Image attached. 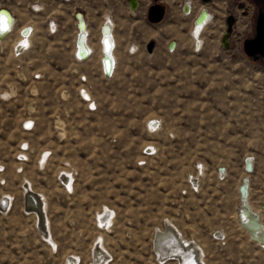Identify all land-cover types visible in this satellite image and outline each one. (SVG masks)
I'll list each match as a JSON object with an SVG mask.
<instances>
[{"label":"rangeland","instance_id":"374dc122","mask_svg":"<svg viewBox=\"0 0 264 264\" xmlns=\"http://www.w3.org/2000/svg\"><path fill=\"white\" fill-rule=\"evenodd\" d=\"M116 1L0 0L34 27L20 55L15 39L0 42V264H92L95 248L105 264H178L156 254L165 226L199 247L205 264H264V243L236 221L247 176L264 223V63L242 51L255 4L191 0L187 13L186 0H161L159 45L126 53L104 78L97 55L74 61L73 16L94 27L104 14L94 8ZM201 9L213 17L195 48L189 33ZM143 10L121 13V28L144 24ZM228 14L235 23L223 49ZM24 186L42 202L45 236Z\"/></svg>","mask_w":264,"mask_h":264},{"label":"bare ground","instance_id":"6f19581e","mask_svg":"<svg viewBox=\"0 0 264 264\" xmlns=\"http://www.w3.org/2000/svg\"><path fill=\"white\" fill-rule=\"evenodd\" d=\"M190 1L191 0H186L185 3L189 6L188 8L191 11L192 4ZM40 10H41L40 7L33 9V11L35 12H38ZM201 10L198 12L196 18L194 19L193 25L189 33L190 38L192 42L194 43L195 48H198L200 45L201 34L203 33L205 24L209 20L211 23V20L213 17L212 13L211 15L207 16L206 11H204L201 17H199ZM80 18L83 20L82 16H80ZM107 22H110V24L108 23L106 24L105 27H107V29L104 28L103 32L109 34L111 31L110 25H112V22L110 20H107ZM82 24L84 25H82L81 29L82 30L85 29L86 31L84 20ZM102 25L103 24L100 25L99 29L101 28ZM84 26L85 28L83 29ZM1 27H2V22H0V28ZM83 32L79 33L78 36H81V37H78V39L80 40L81 42L80 44L83 46V49H84L85 45H84L83 40H84L85 34ZM22 41H26V45H22L21 44ZM75 41H76V37H75ZM0 42H1V38H0ZM28 42L29 40L19 39L13 44V47L16 48V51L20 52L23 48H26L27 46H29ZM98 45H99V52H100V57H99L100 69L101 68L106 69L105 74L106 75L111 74V77H112L113 72H115V69L112 70L111 72L112 63L116 62L114 58V50H113V53L110 55V57L107 56L108 60L107 59L103 60V55H104V52H106L107 50L109 51L108 48L113 45V42L111 38H108L106 44L104 42L102 44L98 43ZM132 47L134 50H137V47L135 46H132ZM252 168H253V161L251 159H247L244 163V171L246 173H249L252 171ZM244 178H245L244 184L247 186V188L245 189L246 193L243 194L244 195L243 204L245 207H242L240 205L242 192L239 191V188L243 184L241 183L238 186L239 206L236 211V221L238 225L244 230V232L248 234L249 238L252 241L258 244H263L264 243V223L261 221L260 211L254 209V207L249 202V198H248L249 197V182H248L249 179H247V176L246 177L244 176ZM24 189H25V194H24L25 208L28 211L34 212L36 214L37 228L39 232L41 233V235L45 236L46 222L44 221V212L42 209L43 208L42 202L40 201V198L36 194L32 193L31 190H29L28 187L24 186ZM157 233H159V236L157 238V241L154 244V248H155L156 254L159 259H161L162 257H166L167 255L175 253L178 257V264H205V262L202 260V253H203L202 250L199 247H197L193 242H190L186 240L185 238H182L179 235V233L176 232V230L172 229L171 227H167V229L164 232H161V233L157 232ZM217 235H219V233H217ZM47 238L50 241L49 237ZM93 254H94V257H93L92 264H105L106 263L107 256L105 255L104 251L98 248H95ZM69 263L75 264L73 260H69Z\"/></svg>","mask_w":264,"mask_h":264},{"label":"crops","instance_id":"0c3cea01","mask_svg":"<svg viewBox=\"0 0 264 264\" xmlns=\"http://www.w3.org/2000/svg\"><path fill=\"white\" fill-rule=\"evenodd\" d=\"M126 1L127 0L116 1L118 4L113 5L114 8L112 7V5H108V6L106 5V7L105 6H103V7L102 6H96L94 8V10H103L104 14L101 16L100 22H97V24H95L94 27H91V25L89 24L90 22L88 21V19L84 15L82 17V18H84V23L86 25V31H89L88 32V38H89L90 45H92L96 51L97 60H99V57H100L99 46H98L99 27L101 24H103V25L107 24V23L110 24V22H107L108 18H110L112 20V23H113L112 25H110V27H111L112 42L114 44V58L116 60V63L126 53H128L130 55L136 54V53H141L142 51L147 53L146 52V46L149 42H153V51L155 50L156 46L159 45V42H157V38H156V35L158 34V30L153 29V26L156 24H150L145 20H144V24H143V22L141 20L142 18H141V19H139V21H137V22H140V25H138V26L137 25L136 26L130 25L128 27L127 31H125L123 28H121V24L119 22V16H121V13L134 15L135 13L142 11L143 10L142 8H144V10H147V6H148V5H146L144 7L141 0H137L139 3L138 9L135 12H131L127 6ZM210 2H211V0H210ZM207 4H209V3H207ZM107 7H108V9H107ZM5 8L8 10V12L10 13L11 16H13L17 19L18 24L24 23L25 18L20 17L14 9H11L9 7H5ZM144 10H143V12H144ZM205 11H206V13H209L208 10L205 9ZM187 13H189V12H187ZM47 19H50V17L48 15H46L44 17V21H46ZM54 19L57 21L60 20L58 17H56ZM105 28L107 29V27H105ZM73 33H75V36L73 38V41L69 43L70 44L69 49H70L71 54L73 53L75 37L77 38V30L75 27V23L73 26ZM79 37H81V36H79ZM169 42H167V44H166L167 47H168ZM132 45L137 47V50H136V52L130 53L128 49ZM160 46H162V44Z\"/></svg>","mask_w":264,"mask_h":264},{"label":"water","instance_id":"95a60500","mask_svg":"<svg viewBox=\"0 0 264 264\" xmlns=\"http://www.w3.org/2000/svg\"><path fill=\"white\" fill-rule=\"evenodd\" d=\"M153 4L149 5L146 10V21L150 24H158L164 19L166 8L163 4L158 2V0H152ZM203 4H207L210 0H201ZM128 8L131 12H135L138 9L139 3L137 0H127ZM184 12H188L189 8L187 4H184ZM205 10H201L200 16L203 14ZM80 18V17H79ZM82 20L80 18V28H82ZM234 25V16L228 14L225 18V29L222 32L219 38V45L223 49H228L230 47V36L233 30ZM84 28V27H83ZM176 45L175 41H170L168 43V49L174 50ZM242 51L246 57L250 58L253 61H256L260 56L264 58V13L259 11L256 16L255 20V34L252 38L245 39L242 44ZM146 52L148 54H152L153 52V42H149L146 46ZM222 170V169H220ZM245 180L243 181L242 186H240L239 191L242 192L240 205L245 207L243 204V197L246 193L245 189L247 186L244 184ZM169 226H165L164 230L167 229ZM159 233H155L154 243L157 241ZM176 254H170L164 257L167 258H174ZM94 257V254H93Z\"/></svg>","mask_w":264,"mask_h":264},{"label":"built area","instance_id":"2783aa9c","mask_svg":"<svg viewBox=\"0 0 264 264\" xmlns=\"http://www.w3.org/2000/svg\"><path fill=\"white\" fill-rule=\"evenodd\" d=\"M33 9L34 8H32V11H33ZM8 13L9 12L5 7H0V22H2V27L0 28L1 41L13 38V39H15L14 43L16 41H18L19 39L29 40V42H30V39L32 38L33 33H34V27L31 25L28 26L25 24H18L17 19L15 17L11 16L10 13L8 15ZM80 16H82V15L79 12H76L74 14L75 27H76V30L78 33H77L76 41L74 42L73 53H72V57H73L74 61L78 62V63L87 62L96 55V51H95L94 47L92 45H90L89 38H88V31H85V29H84L86 25L83 28L84 30H82L80 28V18H79ZM8 18H10L11 22L7 24V27H5V23L8 21ZM82 22H83V20H82ZM47 26H48L50 33H54L57 30V24H55L54 21H49ZM105 26H106V24L102 25L101 28L99 29V39H98L99 44H102L104 42L106 44L108 38H111V40H112L111 31L109 34L103 32ZM80 32H83L85 34L84 40H83L84 45H85V48H84L85 50L83 49V46L80 44L81 42L78 39V37H79L78 35ZM29 46H27L26 48H23L20 52L16 51V48L13 47V52L16 55H20L27 48H29ZM132 46H130L128 49L130 53H133V51H136L133 49ZM108 49H109V51L107 50L106 52H104L103 60H106V59L108 60L107 56L110 57V55L113 53L114 44L111 47H109ZM108 53H109V55H108ZM99 54H100V52H99ZM115 64H116V62L112 63L111 72H112V70H114L116 68ZM99 66H100V64H99ZM103 67H105V66H103ZM101 69H100V72L102 73L104 78H110L111 77V74H109V75L105 74L106 69H104V68H101ZM25 128H27V127H25ZM219 171H221V170H219ZM192 181H194V180H192ZM6 206H7V201H4V199H2L1 203H0V209L2 210Z\"/></svg>","mask_w":264,"mask_h":264},{"label":"flooded vegetation","instance_id":"af4514ba","mask_svg":"<svg viewBox=\"0 0 264 264\" xmlns=\"http://www.w3.org/2000/svg\"><path fill=\"white\" fill-rule=\"evenodd\" d=\"M61 1H63V2H68V1H70V0H61ZM158 2H160L161 3V0H158ZM126 3H127V1H126ZM154 2H152V0H150L149 1V4H148V6L149 5H151V4H153ZM162 4V3H161ZM127 6H128V4H127ZM148 6H147V8H148ZM256 6V5H255ZM254 10H255V13H254V17H253V22H252V26H251V34L249 35V36H247V37H244L243 39H242V44H243V41L245 40V39H248V38H252L253 36H254V34H255V20H256V16H257V13L259 12V11H262L261 9H259L257 6L254 8ZM263 13H264V11H262ZM81 15H82V17H83V14L81 13V12H79ZM207 14V16L209 15L208 13H206ZM74 17V16H73ZM199 17H201V16H199ZM226 18V17H225ZM83 20H84V18H83ZM197 20V19H196ZM224 22H225V19H224ZM234 23H235V18H234ZM208 24H210V20L205 24V26L206 25H208ZM204 26V27H205ZM233 27H234V25H233ZM232 32H233V30H232ZM232 34V33H231ZM231 37V36H230ZM250 59V58H249ZM253 61V60H252ZM259 61H261V62H263L264 63V58H262L261 56L256 60V61H254V62H259Z\"/></svg>","mask_w":264,"mask_h":264},{"label":"trees","instance_id":"16d2710c","mask_svg":"<svg viewBox=\"0 0 264 264\" xmlns=\"http://www.w3.org/2000/svg\"><path fill=\"white\" fill-rule=\"evenodd\" d=\"M259 9L264 11V0H251Z\"/></svg>","mask_w":264,"mask_h":264},{"label":"snow or ice","instance_id":"6c2138e0","mask_svg":"<svg viewBox=\"0 0 264 264\" xmlns=\"http://www.w3.org/2000/svg\"><path fill=\"white\" fill-rule=\"evenodd\" d=\"M10 18H8V21L5 23V27H7V24L10 23ZM22 45H26V41L21 42Z\"/></svg>","mask_w":264,"mask_h":264}]
</instances>
